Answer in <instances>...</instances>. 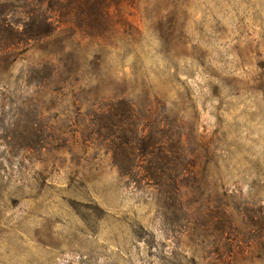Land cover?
Returning <instances> with one entry per match:
<instances>
[{
    "label": "rangeland",
    "instance_id": "rangeland-1",
    "mask_svg": "<svg viewBox=\"0 0 264 264\" xmlns=\"http://www.w3.org/2000/svg\"><path fill=\"white\" fill-rule=\"evenodd\" d=\"M24 3L0 0L1 28ZM119 14L97 39L0 47V264H264V0ZM118 99L177 126L178 204L114 164Z\"/></svg>",
    "mask_w": 264,
    "mask_h": 264
},
{
    "label": "trees",
    "instance_id": "trees-1",
    "mask_svg": "<svg viewBox=\"0 0 264 264\" xmlns=\"http://www.w3.org/2000/svg\"><path fill=\"white\" fill-rule=\"evenodd\" d=\"M28 7L19 30L0 27V47L18 45L48 36L61 26L72 27L83 38L97 39L107 27L125 21V6L137 0H24ZM117 12V13H116ZM121 15V19L120 16ZM1 24V23H0ZM15 25V24H14ZM3 49V48H2ZM107 126L117 133L113 162L122 176L139 185H157L165 202L179 203L180 177L190 170L182 138L166 125L148 127L125 99L115 102ZM174 137V138H172ZM143 169V173L139 170ZM140 175V176H139Z\"/></svg>",
    "mask_w": 264,
    "mask_h": 264
}]
</instances>
